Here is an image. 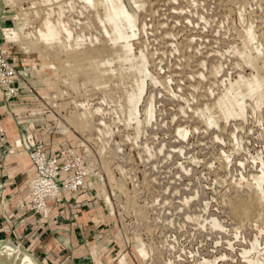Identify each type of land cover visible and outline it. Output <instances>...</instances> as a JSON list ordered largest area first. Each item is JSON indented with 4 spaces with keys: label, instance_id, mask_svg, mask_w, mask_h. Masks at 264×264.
<instances>
[{
    "label": "rangeland",
    "instance_id": "1",
    "mask_svg": "<svg viewBox=\"0 0 264 264\" xmlns=\"http://www.w3.org/2000/svg\"><path fill=\"white\" fill-rule=\"evenodd\" d=\"M123 2L139 25L130 53L166 50L154 69L167 80L162 84L126 74L111 24L86 0H0V46L11 50L21 72L20 95L10 101L16 117L48 143L70 146L85 170V189L111 213L117 245L130 251L112 264H264V182L261 218L242 220L230 209L252 193L253 174L264 171V0H143L145 10L159 8L152 18L132 0ZM62 11L74 38L51 48L36 28L46 18L56 22ZM77 37L79 51L108 60L106 83L74 69L66 46ZM249 78L263 87L253 97L240 93L248 104L244 115L212 105L230 83ZM138 80L146 86L141 124H128L122 107L129 93H138ZM1 99L0 88V105ZM200 110L214 114L212 124Z\"/></svg>",
    "mask_w": 264,
    "mask_h": 264
},
{
    "label": "crops",
    "instance_id": "2",
    "mask_svg": "<svg viewBox=\"0 0 264 264\" xmlns=\"http://www.w3.org/2000/svg\"><path fill=\"white\" fill-rule=\"evenodd\" d=\"M1 100L4 135L0 137V248H18L28 253L35 264H112L119 255H130L129 250L117 245L111 213L94 191L85 189L66 195L55 209L52 203L53 211L48 217L20 207L27 200L34 173V163L22 141L27 134H33L36 142L47 139L16 117L15 104L7 101L3 93ZM13 129L17 134L11 136L9 130ZM17 138L23 152L17 150ZM54 142L52 139L47 143L57 149L61 142Z\"/></svg>",
    "mask_w": 264,
    "mask_h": 264
},
{
    "label": "bare ground",
    "instance_id": "3",
    "mask_svg": "<svg viewBox=\"0 0 264 264\" xmlns=\"http://www.w3.org/2000/svg\"><path fill=\"white\" fill-rule=\"evenodd\" d=\"M86 1L89 4H91L93 7H98V9H100L102 14H103V21H107L111 24L113 32L115 33V37L112 38V42L116 46H119L118 49L120 51L122 50V52L119 54V59L124 60L123 63L126 65V67H125L126 74H128V75H132V74H134V75L138 74L139 75L140 74L146 78H151V80L154 83H156L157 85H158V83L162 84L165 81H167L165 78L159 79L154 74L155 73L154 69L158 65H160V63L162 62V57H160L159 54H162V53L164 54L166 50L161 51V52L156 51V52H150L147 54H142L141 57H136L135 55H132L130 53V49H132V43L130 41H131V38H133L137 35L136 30L138 29L139 25L136 22L133 15L130 13L129 9L126 7L123 0H86ZM149 1L151 3H153V0H149ZM133 2L135 3V6L141 10V9L146 8L145 6H146V3L148 1H146V3L145 2L143 3V0H142L141 1L142 3H141L140 1L137 2L136 0H132V3ZM150 2H149V4H150ZM154 2H156V0H154ZM153 4H155V3H153ZM153 4H151V6H153ZM239 9L244 11V7L241 5H239ZM158 11H159V8L153 9V7L149 8L147 10L144 9V12L146 14H148L150 18H152L156 14V12H158ZM61 14H64L63 11H62V13L59 12L58 19L56 20V22H53L50 18H46L44 21H42L43 22L42 23L43 29L39 26H38L39 28L38 27L36 28L37 29L36 30L37 31L36 36L39 35L38 37H43V39H45L47 42L51 43V48L60 47L62 44L61 41L63 40V37L65 40H67V41L69 40L70 44H71L70 40L72 38H74L73 34H72L73 32L70 31V29L68 27V21L61 19V17H60ZM146 14H145V17H146ZM146 26H147L146 22H143L142 28L144 29V28H146ZM164 26H165V24L163 22H161L158 25V27H156V30L157 31L161 30V28H163ZM126 27H127V29L131 30V34H127V31H125ZM63 33H66L67 36H63ZM161 39L162 38H160V40ZM79 41H80L79 37H77L76 43L74 44L75 47L71 46L69 48L68 45L66 46V48H67L66 54H72L74 56L73 60L75 62L77 61V63H75L76 66L74 64V66H75L74 69L76 71L86 72L88 75V78L91 81L96 82L95 84H97V85H101V84L106 83L105 82L106 77H108V75L112 73V69L109 67L108 60L101 58L100 55L93 53V52L91 54H86V53H84V51H79L80 48L78 49L76 47V44L78 46L80 45ZM120 41H125V44L120 45ZM245 42H246L247 46L249 47L250 42L248 40H245ZM169 45L170 44H166L165 47L166 46L168 47ZM156 54H157V56H156ZM69 57H70V55H69ZM197 66H199V64H195V67H197ZM168 77H170V76H168ZM168 77H166V78H168ZM250 79L251 78H249L248 80H240V81H237L235 83H230L228 90L225 93L221 94V96H219L213 102L212 105L217 104L224 110L225 109L226 110L234 109L233 111H231L232 114L235 112L236 109H238L239 112H236V113H238V115L240 114L241 116L244 115V111H246L245 108L248 106V104H246L245 102H243L241 100V98L239 97L240 93L242 91H249L252 93L251 96L253 97L255 95V93H253V92H259L258 89H261L263 87L262 84L255 83V82H257L256 79L252 78L253 80H255L253 82H252V79L251 80ZM245 82H246V84H244ZM211 84H216V81H212ZM257 84H258V87H256ZM145 88H146V86L144 84V81L138 80V93L131 92L128 94L125 110L122 107L123 105L122 106L118 105V106L122 107V115H124L123 116L124 119L122 118L123 121H127L128 124L131 121L133 122V120H136V122L141 124L140 123L141 121L139 119V117H140L139 104L141 102L143 94H145ZM262 95H264V90L262 91ZM182 96H180V99L178 98V100L180 102L184 103L187 99H186V97H184V96L182 97ZM153 98L151 100H153ZM104 99H105V101H107L106 98H104ZM113 100H111V101L113 102ZM116 100H118V98ZM152 102L154 104V100ZM152 105L146 110V113L150 115L149 119L151 118V115L154 113L152 111V109H153ZM180 108H182L184 110L185 107H184V105H181ZM119 109H121V108H119ZM207 109L209 110L208 106L206 107L205 110L208 111ZM205 110H200V111H201V113H203L205 115L207 123L212 124L215 116L213 113H210V115H206ZM145 120L147 121V119H145ZM150 121H152V120H150ZM3 128H4V126H3ZM197 128L198 127H195L194 129L197 130ZM9 132H10L11 136H13L14 134H17V131L15 129L9 130ZM188 132L189 131H185L184 129L182 130V128L178 129V134L182 135L181 137L184 136V138L185 137L187 138ZM16 145H17V147H22L21 146L22 144H21V141L19 138H17ZM260 170H261V168H260ZM253 175H254V180L257 182V184H256L257 186L252 184V185H254L251 189L252 193L248 194L246 197H239L237 200H235L231 203V207H230V209L233 212L232 214L234 216H237L238 218H241L242 220L243 219L248 220L250 218H251V220H252V218L258 219V218H261L263 216L262 212H261L262 207L260 209V204H262L261 203L262 201L260 200V197L258 196V192H259L258 190H260V191L262 190L261 187H262V182H264V179H262L264 177V171L260 175L259 174H253ZM251 183H253V182H251ZM210 220H212L213 225H216V226H218V228L220 227V229H221L222 226H220L221 224L218 222L219 220H217L216 218H211ZM0 264H35V262L33 261L32 257L28 253L21 251L18 248L10 247L8 245H3L0 248Z\"/></svg>",
    "mask_w": 264,
    "mask_h": 264
},
{
    "label": "built area",
    "instance_id": "4",
    "mask_svg": "<svg viewBox=\"0 0 264 264\" xmlns=\"http://www.w3.org/2000/svg\"><path fill=\"white\" fill-rule=\"evenodd\" d=\"M20 77L11 50L0 46V88L7 101L19 97ZM3 135L0 122V137ZM23 144L34 163V173L29 182L27 200L20 207L48 217L53 211L52 203L55 209L66 195L78 194L86 188L85 170L71 158L73 152L69 145L54 149L44 140L36 142L33 134H27Z\"/></svg>",
    "mask_w": 264,
    "mask_h": 264
}]
</instances>
